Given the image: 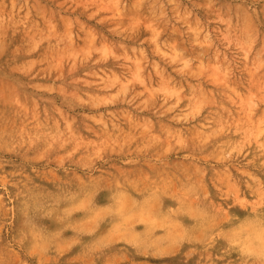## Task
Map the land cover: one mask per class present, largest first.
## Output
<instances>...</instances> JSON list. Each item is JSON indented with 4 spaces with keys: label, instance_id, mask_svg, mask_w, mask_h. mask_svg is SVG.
Segmentation results:
<instances>
[{
    "label": "rangeland",
    "instance_id": "374dc122",
    "mask_svg": "<svg viewBox=\"0 0 264 264\" xmlns=\"http://www.w3.org/2000/svg\"><path fill=\"white\" fill-rule=\"evenodd\" d=\"M0 264H264V0H0Z\"/></svg>",
    "mask_w": 264,
    "mask_h": 264
},
{
    "label": "bare ground",
    "instance_id": "6f19581e",
    "mask_svg": "<svg viewBox=\"0 0 264 264\" xmlns=\"http://www.w3.org/2000/svg\"><path fill=\"white\" fill-rule=\"evenodd\" d=\"M261 234V233H260ZM263 238V237H262ZM248 246V245H247ZM255 249H253V251H254ZM261 250H262V248H261ZM250 251V250H249ZM259 252H260V250H259Z\"/></svg>",
    "mask_w": 264,
    "mask_h": 264
}]
</instances>
